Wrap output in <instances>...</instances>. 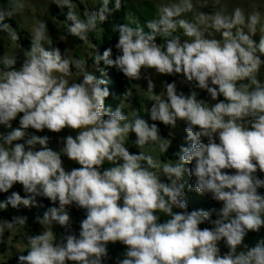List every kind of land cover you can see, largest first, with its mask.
I'll return each instance as SVG.
<instances>
[{"label": "clouds", "instance_id": "obj_1", "mask_svg": "<svg viewBox=\"0 0 264 264\" xmlns=\"http://www.w3.org/2000/svg\"><path fill=\"white\" fill-rule=\"evenodd\" d=\"M50 4L63 12L68 34L87 43L122 0H100L82 16L74 0ZM25 6V0L0 6V32L14 42L19 35L5 21ZM210 6L215 10H202ZM129 21L113 27L115 57L108 48L92 61H103L129 81L146 80L152 101L147 118L106 104V81L89 70L87 59L62 52L44 19L29 31L30 49L0 55V125L11 128L19 116V127L0 132V192L19 183L25 193L12 191L0 210L32 207L37 197L57 205L36 217L42 230L26 235L27 254L18 250L17 264H105L108 245L116 242L126 246L117 264H264V239L245 243L249 232L264 228V179L258 175L264 173V81L258 78L264 6L229 11L221 0H171L145 21L147 32ZM74 73L78 80L69 79ZM156 75L180 76L189 93L178 91L175 80L162 81L157 93ZM196 89L215 103L198 98ZM178 121L191 144L181 145L174 161L161 163L127 146L134 134L136 148L158 146L167 153L171 140L161 137L156 122L175 129ZM29 128H67L76 135L62 137L57 151L46 135L25 139ZM62 156L79 167L66 170ZM186 164L192 165L187 171L196 191L210 194L220 208L188 209L181 182ZM73 204L86 212L78 235L66 211ZM27 219H0V237L23 228ZM205 223L211 227L201 228ZM53 224L67 234L57 239Z\"/></svg>", "mask_w": 264, "mask_h": 264}, {"label": "rangeland", "instance_id": "obj_2", "mask_svg": "<svg viewBox=\"0 0 264 264\" xmlns=\"http://www.w3.org/2000/svg\"><path fill=\"white\" fill-rule=\"evenodd\" d=\"M171 2V0H131L127 18V23H129V18L135 20L137 23H139L141 26H144V30L147 32L148 29L145 26V21L148 19H152L156 13L158 8L164 4ZM211 2V0H210ZM74 3L78 5L77 11L83 15L84 9H92L93 7L100 4V0H74ZM221 3L226 5L228 10L231 11L232 8L236 6L244 7L246 10H251V6L260 4L264 6V0H221ZM25 9L20 12L18 15H16L14 18L17 21L19 28L23 31V34L26 38L30 39L29 31L30 29L37 24L38 18L44 19L47 21L48 28L50 35L54 39V41L57 42V46L61 49L63 52L64 49H68V55L75 56L77 58H85L91 57L94 55L95 51V43L92 42L93 36H99L101 25L99 26L98 30L89 34V39L87 43L81 42L77 37L67 35L64 33L65 31H68L67 24L64 20L59 18V14H62L63 12L60 11V9L54 5L50 4V0H25ZM57 8V9H56ZM203 11L212 12L215 9L211 6L202 9ZM188 18H191L190 16ZM53 28H52V27ZM132 26H135L133 24ZM182 36V32L179 33ZM187 39L186 37H183ZM258 40V36L256 37ZM159 41V38H158ZM25 50H28L24 45L14 42L10 39V37L7 34H1L0 33V55H3L4 53H7L9 55L14 54L15 52L20 53L21 55ZM103 54V53H102ZM264 59V57H262ZM89 70H92L95 75L98 78H101L105 80L98 72L97 68L92 67ZM170 76L165 75H156L155 81H156V89L155 91L157 93L161 90V82L167 81ZM258 78L261 81H264V67H262L261 72L258 75ZM70 80H78L79 77L74 73L72 77L69 78ZM181 77L175 76L173 80L177 82L178 91L184 90L185 94H188L190 91V85L186 83H181ZM132 84V89L128 92V98L122 101V107L126 111V115H131L133 110L139 112L141 116H144L147 118V109L151 107L152 101L148 99L149 93L147 90V82L146 80H140V81H130ZM198 92V98L209 100L211 103H215V101L210 100V96L207 93L206 90L196 89ZM108 99V98H107ZM109 101H107L108 103ZM22 115V114H21ZM19 127V116L12 122L11 128H8L5 125H0V132H10L13 129ZM186 126L182 121H178L177 127L175 129H170L169 132H172L173 135L169 136V132L165 136H161L162 138L170 139L171 145L169 148H174L177 152L180 149L181 145L187 146L188 140H187V133L185 130ZM25 139L30 138L32 135L37 136H48L50 137L48 147L52 148L53 150H59L62 147V137H66L67 135H76V132L71 129H64L60 133L51 132L47 129H45L42 132H38L34 129H27ZM134 134L129 137L127 141V146L129 147L130 151L137 152V151H143L145 153L153 155L156 159H158L161 163L164 162H171L170 160H176L177 158H170L167 157L166 160L162 158V155L164 153H161L159 151V147L150 148L146 146L143 149H138L133 145V139ZM38 149L41 147L40 145L36 146ZM62 160L64 163V167L66 170H71L74 167H79L78 164H76L74 161L69 160L66 156H62ZM107 164V165H106ZM112 166L108 162H105L104 167H110ZM186 169V167H185ZM188 176L187 169L183 175V178L186 179ZM11 190H20L23 192V186L19 183L15 184ZM25 194V193H24ZM264 194V192L262 193ZM76 207L74 204L72 206H69L66 208V211L68 212L70 216V223L78 228L79 232V224L82 220L80 212L77 214H74V209ZM0 219H4L2 217V210H0ZM58 224H53V231L55 232L56 227ZM42 230V226L39 224L38 230L36 233H39ZM31 234L27 231H25L23 228L19 230H13L12 232H5L3 237H0V240L3 239L6 243V251L4 253L0 254L1 260H10L15 258L19 251H25L27 250V244H26V235ZM221 251L225 252L227 251L224 245L220 244Z\"/></svg>", "mask_w": 264, "mask_h": 264}, {"label": "trees", "instance_id": "obj_3", "mask_svg": "<svg viewBox=\"0 0 264 264\" xmlns=\"http://www.w3.org/2000/svg\"><path fill=\"white\" fill-rule=\"evenodd\" d=\"M131 0H122V7L118 11H114L108 18L106 22L101 24V30L99 36H93L92 42L95 43V51L102 55L104 50L108 48H112L113 51V58L117 54V50L115 49L114 45L117 42L118 39V33L113 30L114 25H118L121 23H127L128 13ZM5 4V0H0V6H3ZM99 7V4L92 9H95ZM57 9V8H56ZM59 18L64 20L65 17L62 14H59ZM6 23L10 24L13 29H15L19 35V39L17 40L18 43L24 45L26 48L30 49V39L26 38L23 34V31L19 28V25L15 18L7 19L5 21ZM52 27V26H51ZM53 28V27H52ZM1 34H7L4 32H0ZM64 33L68 34V31H65ZM96 52L93 56L88 57V68L95 67L97 68L99 74L105 79L106 86L110 90V96L108 99H106V104L110 105L111 107L115 108L117 105H120L122 107V101L128 98V92L132 89L131 82L120 72H118L115 68L109 67L103 63V61L100 62L99 65L93 66V59L96 55ZM175 76H170L168 79V82L171 83L173 81ZM127 91V95L125 96L124 93ZM184 92V90H181ZM219 99H223V97H220ZM107 101H109L107 103ZM122 110L126 114L125 109L122 107ZM158 124V127L160 129V135L165 136L169 131L170 128L163 125L160 122H156ZM188 140V139H187ZM191 144V141L188 140V145ZM177 151L174 148H169L167 153H164L162 155V158L164 160L167 159V157L170 158H177L175 155ZM107 165V164H106ZM186 169H190L192 165L186 164ZM188 176L186 179H182V183L184 184V199L187 203V207L189 210H209L212 208H220L222 206L221 202H217L211 198V195H205L201 194L196 191L195 189V178L189 174L187 171ZM260 178L264 179V173H258ZM12 191L19 192L22 196L25 195L20 190H9L8 193L0 192V201L6 200L7 196L10 195ZM261 193L264 192V188L259 189ZM57 205H53L47 198L43 197H37L36 203L32 207H24L21 205L19 208H12L9 205V208L7 210H2V217L4 219L10 220L13 215H24L27 219V224L24 225L23 229L31 234H35L38 230L39 223L36 220V217L40 216L42 217L45 212L49 211L50 208L55 207ZM179 211V210H177ZM81 214L82 219L85 218L86 212L84 209H74V214L79 213ZM161 220L168 219L163 213H159ZM212 219H215V214H213ZM201 228L204 227H211V225L205 223L200 225ZM71 231H74L77 235L79 234L78 228L71 224ZM55 233L57 236V239H59L62 235L67 234L65 232V229L61 226H57L55 229ZM264 239V228H261V230L257 232H249L248 236L245 239V243H247L249 246L254 245L257 241ZM223 245V242H221ZM6 243L3 239L0 240V254L4 253L6 251ZM126 250V246L121 244L120 242L116 243H110L108 245V258L105 261V264H117V260L119 258H122L123 253ZM227 250V249H226ZM25 250L22 254H27ZM21 254V253H20ZM19 255V254H18ZM18 255L10 260H1L0 264H17Z\"/></svg>", "mask_w": 264, "mask_h": 264}]
</instances>
